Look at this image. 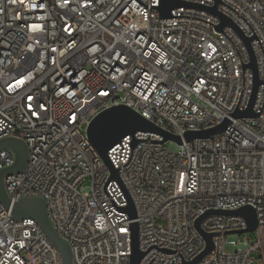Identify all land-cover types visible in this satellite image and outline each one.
I'll use <instances>...</instances> for the list:
<instances>
[{"label":"built area","instance_id":"1","mask_svg":"<svg viewBox=\"0 0 264 264\" xmlns=\"http://www.w3.org/2000/svg\"><path fill=\"white\" fill-rule=\"evenodd\" d=\"M161 1L0 0V140L29 149L7 191L12 203L45 200L72 264H131L135 222L141 264L195 260L207 248L202 232L214 249L196 264H264V0H182L192 5L168 18ZM221 16L232 25L219 29ZM253 59L257 116L237 117L254 95ZM122 105L182 143L129 134L108 153L114 176L87 131ZM14 163L0 152V170ZM247 205L254 236L237 233L248 227L241 216L211 213L197 225ZM0 264H63L41 225L1 200Z\"/></svg>","mask_w":264,"mask_h":264},{"label":"water","instance_id":"2","mask_svg":"<svg viewBox=\"0 0 264 264\" xmlns=\"http://www.w3.org/2000/svg\"><path fill=\"white\" fill-rule=\"evenodd\" d=\"M185 5H192V4L184 2L182 0H162L159 8L161 16L166 18L171 17L172 15L171 12L173 9ZM214 11L216 12V10ZM221 17H222V23L218 27L219 29H223L227 25H232V21L230 19H228L225 16H221ZM250 41L251 39L247 40L248 45ZM251 66L253 67L256 73L254 95L249 109L243 113L237 112L235 114L237 117L257 116V114L253 111V105L255 102L257 89L261 84V81L257 77V64L255 59H253ZM228 123L229 121L226 120L222 125L214 129H210L206 131L187 132L185 138L187 141H191L196 138L208 137L218 131L224 130L227 127ZM138 131L163 133L165 136V141L174 139L179 143H182L180 137L168 133H164L147 118L143 117L140 113L125 105L107 109L101 116L96 118L90 124L87 132H88L89 140L93 145V147L98 151L101 157L110 165V167L114 172V176H117L118 171L112 166L108 153L115 145L120 143L124 137H126L129 134H135ZM3 150H10L15 154V163L10 167L0 170L1 202L5 205L7 209L12 210V215L14 216L15 219L17 220H22L25 218L35 219L41 225V227L43 228L49 239L58 248L63 259V264H72L73 256H72L71 247L56 232L49 217L47 204L45 200L43 198H22L12 203L10 195L7 191L6 176L8 174L22 170L23 168L26 167L28 163L29 149L27 143L22 139L8 137L0 140V152ZM127 211L130 213L132 218L137 217L136 209L133 204H131L127 208ZM211 213L225 215V216H229V215L241 216L245 218L248 227L245 230L238 231L237 232L238 234L254 233L259 227L257 211L254 207L249 205L233 211H223V210L210 211L201 217V219L197 223L198 227L200 225L201 220ZM202 234L207 240L206 250L195 260L190 262H184L183 264H196L198 261H200L204 256L209 254L214 249V243H213L214 234H207L204 232H202ZM132 249L133 251L131 257V264H141V261L143 257L146 255V252L140 249L139 226L137 222L132 224Z\"/></svg>","mask_w":264,"mask_h":264},{"label":"rangeland","instance_id":"3","mask_svg":"<svg viewBox=\"0 0 264 264\" xmlns=\"http://www.w3.org/2000/svg\"><path fill=\"white\" fill-rule=\"evenodd\" d=\"M94 117V114L91 116V118H93ZM169 146H170V144H168ZM251 235H255V234H252L251 233ZM243 238L244 237H246V235L244 234L243 236H242ZM260 253H264V247H263V249L262 250H260ZM255 256H259V252L258 251H255L254 253H253Z\"/></svg>","mask_w":264,"mask_h":264}]
</instances>
